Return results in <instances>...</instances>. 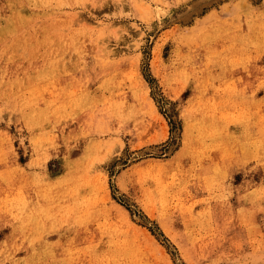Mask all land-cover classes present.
<instances>
[{
  "label": "rangeland",
  "instance_id": "obj_1",
  "mask_svg": "<svg viewBox=\"0 0 264 264\" xmlns=\"http://www.w3.org/2000/svg\"><path fill=\"white\" fill-rule=\"evenodd\" d=\"M0 264H264V0H0Z\"/></svg>",
  "mask_w": 264,
  "mask_h": 264
}]
</instances>
